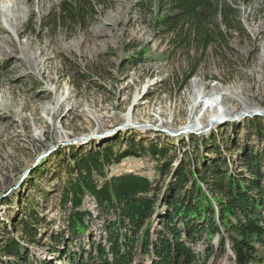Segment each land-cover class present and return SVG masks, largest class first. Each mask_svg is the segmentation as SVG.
<instances>
[{"label": "rangeland", "instance_id": "obj_1", "mask_svg": "<svg viewBox=\"0 0 264 264\" xmlns=\"http://www.w3.org/2000/svg\"><path fill=\"white\" fill-rule=\"evenodd\" d=\"M62 1L0 0V244L35 213L37 242L23 241L21 257L46 264H67L50 235L67 219L66 176L93 146L120 156L107 177L159 181L158 197L178 169L209 175L202 162L236 173L253 153L264 169V0H237L240 30L197 56L171 47L153 0H90L79 23L55 20ZM149 145L167 150L162 178ZM82 209L97 239L113 213L88 195ZM229 256L218 264H232Z\"/></svg>", "mask_w": 264, "mask_h": 264}, {"label": "trees", "instance_id": "obj_2", "mask_svg": "<svg viewBox=\"0 0 264 264\" xmlns=\"http://www.w3.org/2000/svg\"><path fill=\"white\" fill-rule=\"evenodd\" d=\"M153 1L154 23L170 36L176 51L197 56L223 49L225 37L242 26L233 6L237 0ZM85 7L92 11L90 0L62 1L55 20L79 23ZM196 68L192 66L191 71ZM147 149L156 158L162 178L170 168L164 161L167 150L158 145ZM119 159L110 146H93L75 162L74 175L66 176L60 202L69 204L67 219L50 235L59 260L67 264H218L230 253L232 264H264V169L257 154L244 156V169L236 173L204 162L203 170L210 173H198L197 179L190 169H178L160 197L159 181L134 173L107 177L105 169ZM95 176L103 179L101 184ZM85 195L100 213L114 216L104 220L97 239L88 233L95 218L82 209ZM40 223L35 213H28L15 229L17 237L8 236L0 244V257L8 258V264H46L27 259L29 253L21 257L23 241L37 242ZM198 244L202 252L196 250Z\"/></svg>", "mask_w": 264, "mask_h": 264}, {"label": "bare ground", "instance_id": "obj_3", "mask_svg": "<svg viewBox=\"0 0 264 264\" xmlns=\"http://www.w3.org/2000/svg\"><path fill=\"white\" fill-rule=\"evenodd\" d=\"M2 10H3V13H4V15H5V23H7L8 24V21H9V15H8V10H9V7L7 6H3L2 7Z\"/></svg>", "mask_w": 264, "mask_h": 264}]
</instances>
